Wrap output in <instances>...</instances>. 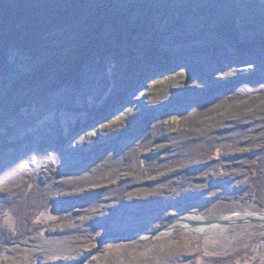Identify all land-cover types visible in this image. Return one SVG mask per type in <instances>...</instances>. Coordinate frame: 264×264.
<instances>
[{"label":"rangeland","instance_id":"rangeland-1","mask_svg":"<svg viewBox=\"0 0 264 264\" xmlns=\"http://www.w3.org/2000/svg\"><path fill=\"white\" fill-rule=\"evenodd\" d=\"M234 3L188 0L199 17L155 23L162 56L148 55L145 32L141 73L124 78L107 60L84 98L63 89L16 108L0 81V264H264V223L123 236L178 216L264 214V51L218 37L209 10L235 17L250 45L264 14L242 18ZM25 58L13 54L16 70Z\"/></svg>","mask_w":264,"mask_h":264},{"label":"trees","instance_id":"trees-1","mask_svg":"<svg viewBox=\"0 0 264 264\" xmlns=\"http://www.w3.org/2000/svg\"><path fill=\"white\" fill-rule=\"evenodd\" d=\"M187 1L0 0V81L4 83L5 97L16 108L63 89L84 98L86 85L94 81L90 73H103L107 60L113 61L116 71L126 72L124 78L140 74L148 55L162 56L157 43H161L164 34L158 33L155 23L172 15L173 29L174 25L178 27L177 14L185 11L198 16L203 12L186 8ZM229 1L233 4L236 0ZM234 7L243 9L242 18H246V11L252 12L254 20H258L260 13L264 14V4L258 0H241L235 2ZM217 10L212 8L209 12L215 14L213 32L219 34L218 37H226L255 54L258 48V52L264 51V36L259 40L261 45H257L258 40L250 45L239 35L235 17L232 19L225 12L218 19ZM257 31L264 34V30H253ZM145 32L153 34L149 40L153 41V48L146 57H138L134 48L137 49ZM193 38L187 41L192 42ZM222 42L218 40L212 45L213 56L219 54ZM13 54L26 57L24 69H15L11 61ZM122 62L125 70L119 66ZM149 64L152 66L153 61ZM261 89L264 91V87Z\"/></svg>","mask_w":264,"mask_h":264},{"label":"water","instance_id":"water-1","mask_svg":"<svg viewBox=\"0 0 264 264\" xmlns=\"http://www.w3.org/2000/svg\"><path fill=\"white\" fill-rule=\"evenodd\" d=\"M188 223L190 226H198V225H210V224H219L221 226L227 227V226H232V225H236V224H243V223H247V222H254V223H264V218H258V217H254V216H244V217H240V218H236L233 220H225V219H218V220H189L186 217H176L173 221L169 222L167 225L153 231L150 233H138L135 235H126L123 234V236L126 239L129 240H134L137 241L139 243L141 242H145L148 240H152L158 236L164 235V234H168L171 231H173L175 228H183L182 226H180L178 223ZM119 236V235H116Z\"/></svg>","mask_w":264,"mask_h":264},{"label":"bare ground","instance_id":"bare-ground-1","mask_svg":"<svg viewBox=\"0 0 264 264\" xmlns=\"http://www.w3.org/2000/svg\"><path fill=\"white\" fill-rule=\"evenodd\" d=\"M249 212H251V211H247V213H249ZM243 213H245V212L238 211V212H234V213H231V214H227V215H225L223 217V219H225V220H233V219H236V217H239V216L240 217H244V214ZM246 216H250V214L249 215H246ZM251 216L258 217V218H264V214H259V213L251 214ZM188 218L190 220L191 219H195V220L196 219L197 220H203V219H205L204 216H199V215L198 216L191 215ZM178 224L181 225L182 223H178ZM188 227L189 226L187 224L186 228L189 229ZM222 228H224V227L221 226V225H219V224H210V225H199V226H196L192 230L197 231V232H200V233H205V234L208 233V234H211V233L216 232V229H222Z\"/></svg>","mask_w":264,"mask_h":264}]
</instances>
